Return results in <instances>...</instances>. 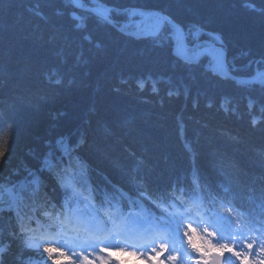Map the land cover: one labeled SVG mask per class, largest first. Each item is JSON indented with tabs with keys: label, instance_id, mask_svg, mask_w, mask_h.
Masks as SVG:
<instances>
[{
	"label": "trees",
	"instance_id": "trees-1",
	"mask_svg": "<svg viewBox=\"0 0 264 264\" xmlns=\"http://www.w3.org/2000/svg\"><path fill=\"white\" fill-rule=\"evenodd\" d=\"M80 1L113 25L74 0H0V264L31 256L37 216L103 188L155 219L195 196L214 220L229 209L264 233L248 192L264 195V78L178 59L170 23L126 34L166 17L189 59L205 49L249 80L264 71V0ZM229 181L241 191L220 192Z\"/></svg>",
	"mask_w": 264,
	"mask_h": 264
},
{
	"label": "clouds",
	"instance_id": "clouds-1",
	"mask_svg": "<svg viewBox=\"0 0 264 264\" xmlns=\"http://www.w3.org/2000/svg\"><path fill=\"white\" fill-rule=\"evenodd\" d=\"M43 239L54 245L45 249L51 264H228L226 256L231 264H264V233L238 220L230 235H222L195 203L181 214L178 238L159 232L136 240L118 234Z\"/></svg>",
	"mask_w": 264,
	"mask_h": 264
},
{
	"label": "water",
	"instance_id": "water-1",
	"mask_svg": "<svg viewBox=\"0 0 264 264\" xmlns=\"http://www.w3.org/2000/svg\"><path fill=\"white\" fill-rule=\"evenodd\" d=\"M76 2H77V5H78V8H79L81 11H84V12H87V13H95V12L102 13V15H103L105 21H106V22H109V19H108L107 15H106V12H105L102 8H97V9L84 8V7H82V5H81V3H80L79 0H76ZM165 22H169V23H171V24L175 27L176 32H177V35H178L179 39L181 40V45H182L183 52H184V54H183V56L181 57V59L184 60V59H185V53H186V42H185L184 35L181 33V29H180V27H179L177 24H175V23H173L172 21H170V20H169L168 18H166V17H162V18H161V20H160V24H159V27H158L153 33H151V34H146V35H132V36L135 37V38H141V37H148V36L156 35V34L162 29V27H163V25H164ZM223 67L225 68V65H224V64H223ZM225 72H227V71L225 70ZM257 76H258V75H257Z\"/></svg>",
	"mask_w": 264,
	"mask_h": 264
},
{
	"label": "snow or ice",
	"instance_id": "snow-or-ice-1",
	"mask_svg": "<svg viewBox=\"0 0 264 264\" xmlns=\"http://www.w3.org/2000/svg\"><path fill=\"white\" fill-rule=\"evenodd\" d=\"M100 259H104L103 257H100Z\"/></svg>",
	"mask_w": 264,
	"mask_h": 264
}]
</instances>
